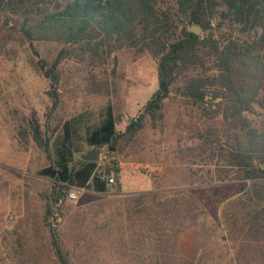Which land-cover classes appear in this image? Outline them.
I'll list each match as a JSON object with an SVG mask.
<instances>
[{
	"label": "trees",
	"instance_id": "obj_1",
	"mask_svg": "<svg viewBox=\"0 0 264 264\" xmlns=\"http://www.w3.org/2000/svg\"><path fill=\"white\" fill-rule=\"evenodd\" d=\"M190 25L198 26L201 34L188 31ZM15 43L30 51L35 66L32 58L28 65L53 87L48 94L52 109L63 59H75L89 69L116 52L156 59V89L122 129L116 128L109 102L99 110L96 124L84 125V144L98 153L103 148L114 152L118 142L143 130L144 121L158 117L172 86L197 108L204 104L205 87L213 88L210 101L218 100L214 108L201 109L197 124L183 128L194 136L183 149L175 145L172 151L178 161L201 167L186 174L192 188L163 198L155 182L127 198L129 217L136 219L129 236L153 251V264H173L177 237L186 232L213 235L219 217L229 248L237 254L241 247L256 244L264 264V114L256 121L243 115L264 111V0H0V55L9 58ZM51 53L55 57L50 61ZM76 121L79 117L64 120L58 132L43 138L31 119L27 132H18L19 139L27 137L44 151L48 165L37 174L60 190L104 193V177L120 169L114 161L105 172H96L95 162H72L78 152L72 138ZM59 194L52 195L53 203ZM51 215L48 207L45 224ZM221 241L218 237L216 243ZM49 245L56 264H69L53 233ZM208 254L212 251L203 250L201 257ZM209 260L218 263L217 256Z\"/></svg>",
	"mask_w": 264,
	"mask_h": 264
},
{
	"label": "rangeland",
	"instance_id": "obj_2",
	"mask_svg": "<svg viewBox=\"0 0 264 264\" xmlns=\"http://www.w3.org/2000/svg\"><path fill=\"white\" fill-rule=\"evenodd\" d=\"M12 48L9 58L0 55V264H56L49 245L50 233L66 252L69 264H153V251L129 236V227L136 219L129 217L131 207L126 199L148 190L155 182L163 198L189 193L192 186L186 174L199 172L201 167L178 161L172 151L175 145L183 149L194 136L191 132L185 134L183 128L197 124L201 109L208 112L214 108L218 100L210 101L213 88L205 87L204 104L197 108L172 86L158 117L144 121L143 130L132 139L118 142L114 152L100 150L95 171L105 172L114 161L120 169L117 175L110 173L114 183L101 194L83 188L69 200L66 192L77 187L60 190L58 184L39 176L37 171L48 165L47 157L29 138L20 140L18 132L21 128L27 132L28 120L34 119L42 137L51 138L64 120L79 117L72 136L73 146L78 148L74 163L89 149L83 141L84 125L96 124L98 112L107 102L113 107L117 129L137 115L156 89V59L146 53L132 59L116 52L91 69L75 59H63L57 68L59 82L54 90L58 100L52 109L48 95L52 86L27 63L32 58L34 65L35 58L24 46L15 43ZM54 57L51 53L47 59ZM263 114V110H256L243 115L256 121ZM58 191L60 203H53L52 195ZM48 207L52 215L45 224L43 214ZM53 214L58 221L51 226ZM218 218L213 235H179L170 262L190 260L195 264L199 258L200 264H210V257L217 256L219 264H263L256 244L241 247L237 254L229 248ZM218 237L220 245L216 243ZM195 249L197 252H193ZM203 250L212 254L202 258Z\"/></svg>",
	"mask_w": 264,
	"mask_h": 264
},
{
	"label": "water",
	"instance_id": "obj_3",
	"mask_svg": "<svg viewBox=\"0 0 264 264\" xmlns=\"http://www.w3.org/2000/svg\"><path fill=\"white\" fill-rule=\"evenodd\" d=\"M187 30L193 32L194 34L201 32V29L195 25L188 26ZM97 154V149L92 147L89 148L84 154L79 155L78 159L85 162H95L97 160ZM261 168H264V166H261Z\"/></svg>",
	"mask_w": 264,
	"mask_h": 264
},
{
	"label": "built area",
	"instance_id": "obj_4",
	"mask_svg": "<svg viewBox=\"0 0 264 264\" xmlns=\"http://www.w3.org/2000/svg\"><path fill=\"white\" fill-rule=\"evenodd\" d=\"M99 154H100V152L97 154V157H98ZM104 179L106 180L107 185H110V184H113L114 183V177H113V175H109L108 177H104ZM118 183H119V181H118ZM78 191H84V189L83 188H77L76 190L67 191L66 192V195H65L66 196V199H69V200L75 199L76 198V193ZM57 203H60V200H58ZM54 214H53V217H51L53 219L52 222L50 223L51 226H54V224H55L54 222L57 223V221H58V219L55 217Z\"/></svg>",
	"mask_w": 264,
	"mask_h": 264
},
{
	"label": "crops",
	"instance_id": "obj_5",
	"mask_svg": "<svg viewBox=\"0 0 264 264\" xmlns=\"http://www.w3.org/2000/svg\"><path fill=\"white\" fill-rule=\"evenodd\" d=\"M85 152H86V151H85ZM85 152H84V153H85ZM84 153H80L79 155L84 154ZM79 155H78V157H79ZM119 182H120V180H119ZM119 184H120V183H119Z\"/></svg>",
	"mask_w": 264,
	"mask_h": 264
}]
</instances>
